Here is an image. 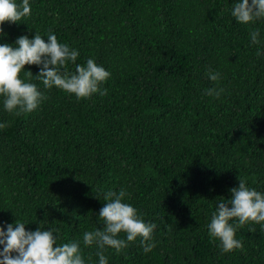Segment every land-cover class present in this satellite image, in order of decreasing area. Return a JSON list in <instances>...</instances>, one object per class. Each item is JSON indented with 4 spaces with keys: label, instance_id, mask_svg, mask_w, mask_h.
<instances>
[{
    "label": "trees",
    "instance_id": "16d2710c",
    "mask_svg": "<svg viewBox=\"0 0 264 264\" xmlns=\"http://www.w3.org/2000/svg\"><path fill=\"white\" fill-rule=\"evenodd\" d=\"M30 3L31 15L2 23L0 42L35 31L47 41L52 30L79 50L75 63L91 56L111 76L107 94L79 99L32 77L46 98L26 113L5 111L0 98V222L55 227L57 243L79 239L95 261L83 232L103 226V191L124 188L155 221V247L144 252L138 236L108 247V264H264L258 223L240 225L243 248L227 252L207 229L238 179L264 191V19L236 21L231 0ZM257 27L261 43L251 44ZM209 68L221 79L209 80ZM213 86L225 89L219 98L205 94Z\"/></svg>",
    "mask_w": 264,
    "mask_h": 264
},
{
    "label": "clouds",
    "instance_id": "9594fccd",
    "mask_svg": "<svg viewBox=\"0 0 264 264\" xmlns=\"http://www.w3.org/2000/svg\"><path fill=\"white\" fill-rule=\"evenodd\" d=\"M230 14L246 25L264 19V0H231ZM29 15L30 0H0V36L5 34L4 21L17 22ZM249 36L251 44L261 43L258 27L252 29ZM44 37L35 31L32 36L19 35L11 43L0 42V98L5 111L31 112L46 98L32 77L41 81L45 89L56 86L78 99L97 92L107 94L108 89L101 84L111 76L108 69L91 56L83 64L75 63L79 50L58 41L52 30L47 32V41ZM261 51L257 49L258 54ZM69 63L75 65L74 70L68 67ZM25 64L37 65L38 71L33 74L31 69L24 68ZM22 69L29 79L18 75ZM206 75L211 81L221 79V73L210 68ZM204 91L206 95L219 98L225 89L213 86ZM7 124V121H0V129ZM238 180L237 186L229 188L230 196L216 201L207 224L210 238L219 240L222 252L243 248L242 240L236 238L240 225L252 221L264 230V191L249 185L245 178ZM125 197L124 188L104 190L105 203L97 214L103 226L83 232V244L96 246L95 261L85 260L79 239L57 243L59 229L40 225L35 229L26 228L27 221L16 219L0 222V264H108L105 255L108 247L119 252L138 236L143 251L149 252L155 247L152 233L156 223L144 220ZM121 231L126 234L124 237L119 235Z\"/></svg>",
    "mask_w": 264,
    "mask_h": 264
}]
</instances>
